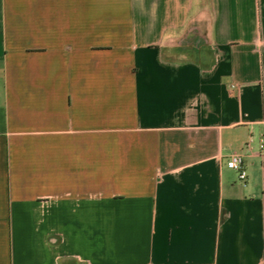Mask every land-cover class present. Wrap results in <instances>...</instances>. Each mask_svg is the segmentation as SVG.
Masks as SVG:
<instances>
[{
  "label": "crops",
  "instance_id": "1",
  "mask_svg": "<svg viewBox=\"0 0 264 264\" xmlns=\"http://www.w3.org/2000/svg\"><path fill=\"white\" fill-rule=\"evenodd\" d=\"M261 137L264 0H0V264H264Z\"/></svg>",
  "mask_w": 264,
  "mask_h": 264
},
{
  "label": "built area",
  "instance_id": "2",
  "mask_svg": "<svg viewBox=\"0 0 264 264\" xmlns=\"http://www.w3.org/2000/svg\"><path fill=\"white\" fill-rule=\"evenodd\" d=\"M251 141H252V138L250 137L249 140L247 141V143H245L246 148H248V149L251 148V145H250ZM259 149L263 153V157H264V138L263 137H261L259 139ZM226 164L231 169H234L237 171L238 177L240 179L243 180L246 177V170L244 168L243 154L241 152L232 153L228 157Z\"/></svg>",
  "mask_w": 264,
  "mask_h": 264
}]
</instances>
